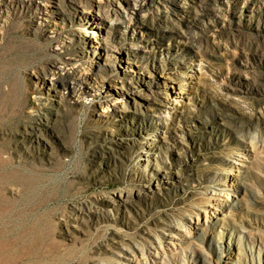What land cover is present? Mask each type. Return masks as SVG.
Listing matches in <instances>:
<instances>
[{"label":"rangeland","instance_id":"rangeland-1","mask_svg":"<svg viewBox=\"0 0 264 264\" xmlns=\"http://www.w3.org/2000/svg\"><path fill=\"white\" fill-rule=\"evenodd\" d=\"M202 259L264 264V0H0V264Z\"/></svg>","mask_w":264,"mask_h":264},{"label":"bare ground","instance_id":"bare-ground-1","mask_svg":"<svg viewBox=\"0 0 264 264\" xmlns=\"http://www.w3.org/2000/svg\"><path fill=\"white\" fill-rule=\"evenodd\" d=\"M99 29V28H98ZM244 187V186H242ZM217 190V189H215ZM221 196V195H220ZM224 199H218L216 201L215 215L212 214L208 223L214 227L222 228V225L225 223V220L229 219L233 214V209L236 202V195L231 196L228 194L226 197L223 196ZM225 229V228H224ZM196 236L200 237L202 235V228H196ZM227 238V233L224 231L218 230L212 234V243L210 244L212 248L218 250V252L223 251L225 249V242ZM200 264H210L207 260L202 259ZM227 264H233L232 262H228Z\"/></svg>","mask_w":264,"mask_h":264}]
</instances>
